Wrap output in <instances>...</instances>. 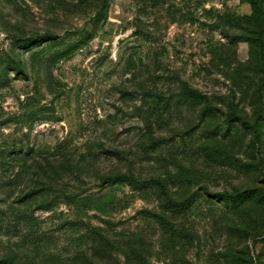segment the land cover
<instances>
[{
	"label": "rangeland",
	"instance_id": "rangeland-1",
	"mask_svg": "<svg viewBox=\"0 0 264 264\" xmlns=\"http://www.w3.org/2000/svg\"><path fill=\"white\" fill-rule=\"evenodd\" d=\"M0 264H264V0H0Z\"/></svg>",
	"mask_w": 264,
	"mask_h": 264
},
{
	"label": "trees",
	"instance_id": "trees-1",
	"mask_svg": "<svg viewBox=\"0 0 264 264\" xmlns=\"http://www.w3.org/2000/svg\"><path fill=\"white\" fill-rule=\"evenodd\" d=\"M260 42H263V37L261 35H260ZM185 95L191 96V97H196L197 96V92L192 90V89H187L185 91ZM146 183H148L150 185H154L159 190H163L164 189V184L161 181H158V180H155V179H151V180L147 181ZM212 196H214L216 198H226V197H228V195L225 194V193H215Z\"/></svg>",
	"mask_w": 264,
	"mask_h": 264
}]
</instances>
